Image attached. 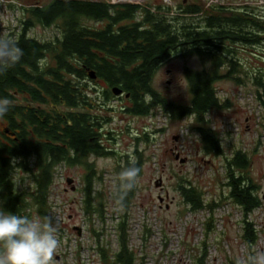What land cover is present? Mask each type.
Wrapping results in <instances>:
<instances>
[{"label": "trees", "instance_id": "1", "mask_svg": "<svg viewBox=\"0 0 264 264\" xmlns=\"http://www.w3.org/2000/svg\"><path fill=\"white\" fill-rule=\"evenodd\" d=\"M205 7L206 5L199 1L185 5L184 0L178 5V12H175L174 7L162 5H150L148 9L139 6V9H142L139 16L143 27L140 28V24L139 28L135 24L129 25L121 30L118 37H114L110 36V30L92 32L83 26L87 20L95 23L108 18L111 11L110 6L105 2L70 4L58 2L42 17L47 23L46 27H49L55 19L62 21L61 39L39 42L29 38L23 27L13 41L21 47L24 56L19 64L4 76H0V97L12 100L13 93L16 92L23 99L21 106H12L5 116L12 125L14 118L21 120L24 125L26 119L24 104L30 103L29 113L34 136L46 137L49 141L47 144H42L44 153L38 158L39 169L33 171L31 177L32 185L35 186L31 194L32 204L42 210L43 216L45 209L47 211L50 208L48 196L59 166L72 167L81 163L83 155L88 151L110 155L99 147L98 140H92L96 134H92L84 122L82 123L84 129L77 133L73 107L76 105L75 88L78 73L81 79H87L90 72H95L97 77L95 80L107 85L103 92L105 98L111 95L110 91L115 87L129 94L135 115L144 117L158 108H163L166 114L172 115L171 118L176 120L194 117V128L201 136L205 152L218 157L223 155L221 135L212 131L205 116L211 110L229 108L228 101L222 102L219 98L216 85L222 81L243 84L244 61L241 62L242 59L239 58L234 46L227 43L235 38L232 29L233 18L220 12L218 6L210 9ZM137 8L132 5L118 6L114 8L116 10L114 14L118 19L124 16L136 19ZM254 24L257 28L254 46H258L264 43L261 35V31H264V20L256 16ZM175 55H182L185 58L196 57L203 63L202 70L195 71L189 68L185 70V78L191 93V102L188 106L168 102L154 88L157 73L164 63ZM77 65L81 68L79 71ZM262 70L264 76V68ZM89 79L92 80L90 77ZM262 103L264 110V101ZM84 116L86 115L81 116V121H84ZM261 126L264 129V121L261 122ZM23 136L24 134L20 136L22 145L12 143L14 150L0 143V186L9 185L6 179L11 168L10 158L25 150ZM144 140H147L146 137ZM147 159L143 152L139 165H136L142 169ZM251 162L242 151L232 159L226 158L228 174L231 170L230 180L221 183L229 193L227 196L223 195L218 202L206 203L200 188L192 181L180 177L176 185L184 202V210L180 215L186 212L210 211L211 216L205 221L209 232L215 222L212 213L217 208L225 206L228 201H232L238 205L244 215L241 239L248 245L254 246L258 242L259 233L254 223L248 220V216L262 205V201L258 195L260 189L258 184L248 181L247 169L250 168ZM128 165L129 163L116 166L114 174L118 185V173L121 168ZM88 170L83 177L84 210L86 213L96 212L102 222L106 223L108 216L103 191L96 193L99 202L96 207L93 206L94 183L95 180L102 182L104 172H99L92 165ZM236 170L240 171L238 179L233 175ZM137 188L136 186L127 197L126 207L123 208L124 219L115 218V228L119 225L118 248L114 250L111 246L106 247L103 244H99L96 248L102 264H136L137 262L145 264V257L138 256L136 250L131 249L128 234V218ZM8 208L15 210L17 200L11 199ZM94 234L99 238L101 236L96 231ZM147 234H151V230L145 227L144 239ZM204 258H200L199 261L202 263ZM228 264H240V261L236 258L229 259Z\"/></svg>", "mask_w": 264, "mask_h": 264}, {"label": "rangeland", "instance_id": "2", "mask_svg": "<svg viewBox=\"0 0 264 264\" xmlns=\"http://www.w3.org/2000/svg\"><path fill=\"white\" fill-rule=\"evenodd\" d=\"M135 1L146 6H150L151 2ZM158 1L157 5L174 7L175 12H178L177 7L183 2ZM197 1L206 5V9L220 4L234 6L236 3L235 0H186L185 5L195 4ZM246 1L253 5L256 14L264 19V0ZM91 24L94 25V22ZM31 34L50 40L56 36L57 31L36 30ZM261 34L263 35V32ZM237 54L240 59L243 55V84L234 81L218 83V96L222 102L228 101L229 108L225 109L226 111H218L217 117L215 112L205 116V119L211 120L209 127L221 135L225 152L223 157L205 152L201 136L194 128V117L176 120L171 118L172 115L166 114L163 108H158L151 113L153 115L139 117V120L136 119L133 123L134 128L139 129L140 136L150 133L149 139L152 140L149 147L145 142L140 144V149H143L148 159L143 164L142 176L136 185L138 190L128 218L129 243H132L135 249L139 247V255L145 257V264H228L229 259L236 258L241 262L249 255L264 251V129L261 126L264 121V43L251 47L250 51ZM186 68L202 70L203 63L196 57L175 55L167 60L157 73L154 88L168 102L182 106L190 105L191 93L185 78ZM95 100L96 105L101 101L97 94ZM106 108L96 107L95 113L113 117L112 126L121 125L120 118H117L121 115L118 108ZM251 143L254 149L251 169L255 183L260 188L258 195L262 201V205L248 216V220L254 223L259 233L258 242L254 246L241 239L244 215L232 201L212 213L215 218L214 227L208 232L205 221L211 216L210 211L186 212L181 216L184 207L176 192L179 178L183 177L200 188L206 203L220 201L223 195L227 196L229 193L228 189H223L222 183L227 182L226 158L232 157L230 145L248 150ZM116 146L122 151L129 147L127 150L130 153L134 147L133 144L126 146L124 142ZM175 147L182 158L188 159L184 166L171 154V148ZM116 164L115 160L104 159L97 161L96 165L98 171H103L104 174L102 182L95 180L93 206L96 207L99 202L96 193L103 191L108 216L106 223L102 222L96 212L86 213L84 210L83 171L75 166L62 165L57 168L48 196L50 208L44 211V215L52 214L59 221L60 244L55 254L57 264H102L96 250L98 245L117 248L119 225L115 228V218L124 219L125 211L118 209L114 200L118 188L114 174ZM68 179L73 180L71 185H68ZM24 184L27 188L31 187V190L35 188L29 180H25ZM158 184L160 185L157 186ZM161 187L164 190L161 191ZM160 195L164 198L163 202L159 199ZM41 211L39 207L31 204L28 212L30 216H43ZM145 227L151 230V234H147L144 239ZM95 231L101 234L100 238L94 234ZM200 258H204L202 263Z\"/></svg>", "mask_w": 264, "mask_h": 264}, {"label": "flooded vegetation", "instance_id": "3", "mask_svg": "<svg viewBox=\"0 0 264 264\" xmlns=\"http://www.w3.org/2000/svg\"><path fill=\"white\" fill-rule=\"evenodd\" d=\"M150 5L157 6L158 0H150ZM12 4L9 7L11 13L15 16L14 23H11L9 19H5L0 21V34L5 36L6 38H11L15 40L21 31L24 29L27 31V36L29 38H34L39 42H45L46 40L36 37L32 35L31 32L36 30H41L42 32L56 30L57 34L51 40L57 41V39L62 38V31L63 25L61 20H54L50 23L49 27H46V21L44 17H42L45 13L50 11L52 7L60 2L63 4H70V3H77V2H105L107 5L110 6L111 14L108 16L107 19L99 22H95L94 25L91 24V21L87 20L83 23L84 28H88L90 31L94 32L95 30L100 31H108L110 30V36L118 37L121 33V30L127 28L129 25H137L139 28V24L141 18L139 13L141 12V8H149L147 5H143L135 0H115L114 3H110L107 0H11ZM235 5H228L225 6L220 4V12H223L227 15V17H232V29L235 33V38L233 40L227 41L228 45L234 46L237 52H247L251 50V47H254L255 35L257 28L254 24V18L257 16L260 20H264L262 16L256 14V9L253 5H251L246 0H235ZM124 5H132L137 6V14L136 19L134 18H126L121 17L120 19L114 14L116 11L114 8L118 6ZM210 8V7H208ZM38 18H36V17ZM226 18V17H225ZM78 19V16L76 17ZM42 22L44 24H42ZM229 24V23H227ZM44 25V26H43ZM140 28H142V24H140ZM263 32V41H264V31ZM242 35V36H241ZM230 42V43H229ZM243 58V55L241 59ZM242 61H244L242 59ZM81 68L77 65V71ZM77 82L75 88V101L76 105L73 107V113L75 117V126L77 129V133L81 129H84L82 124L83 122L90 129L92 134H96L93 139L98 140V144L100 148L105 149L109 156L96 154L94 152H87L84 157L82 158L81 163H77L75 167L80 168L84 175L87 174L89 171L88 168L90 165L94 166L97 169V161L99 160H115L117 165H124L126 163H135L139 165V159L141 154L144 152L143 149H140V144L145 142L148 147L150 146L152 140L149 139L150 133L145 134V136L139 135V129H135L133 123L137 119L139 120L138 115L133 113L134 105L129 101V94L123 91L122 95H115L113 90L110 91L111 95L108 98L103 97V92L107 88L105 83L90 80L89 76L87 79H81L80 73L76 74ZM98 95L99 99L101 100L98 104V108L100 109H117L120 112V123L121 125L112 126L113 117L111 116H102L95 113L96 109V100L95 96ZM12 106L22 105L23 99L21 95L18 93H13ZM119 106V107H118ZM24 107L25 110V121L24 125L22 121L19 119H13V125L6 119V117L0 118V143L3 145H7L8 148L13 149V144L22 145L20 140V136L24 134L25 137L23 144L25 145V150L20 153H16L12 156L11 159V168L9 169V173L7 174L6 182L9 183L7 186H0V199L4 201V207L7 211L15 212L17 214H27L30 215L28 212L31 208L32 199L31 194L32 190L31 187L27 188L24 184L25 180H29L32 182V172L37 171L39 169L38 158L39 155L44 153L43 148L41 147L42 144L49 143L48 139L42 137L34 136V129L31 126L30 121V103H25ZM41 108V106H39ZM230 110V109H228ZM218 111H226V110H219L214 109L211 110L206 115L210 114L211 112H215V116H218ZM84 116V121H81V116ZM98 117V119H96ZM206 122H211L210 119H206ZM44 123V122H43ZM124 124V126H122ZM212 131L215 132V129L212 128ZM218 133V132H217ZM146 137V141L144 138ZM221 137V136H220ZM225 138V137H224ZM228 139V138H227ZM91 140V141H92ZM132 140V141H131ZM124 142L126 146L134 145L132 148V152L130 153L127 149L124 151L119 150L116 145ZM222 143V138H221ZM208 144V143H207ZM209 145V144H208ZM232 147L231 151V159L236 155L239 154V151H242V154L247 155L248 159H251L250 168L247 169L249 173L248 181H252L255 183L254 175L252 174L251 166L253 164L252 156L254 155V149L252 147V143L249 145L250 149L246 148H238L236 145L231 144ZM223 148V147H222ZM79 150V149H78ZM171 154L177 161L184 160L182 166L187 163L186 158H182L180 153L176 152V147L171 148ZM79 153V152H78ZM223 155H225L224 148H223ZM220 156L219 158L223 157ZM228 159V158H227ZM231 172V170H230ZM230 172H226L227 182H229ZM235 175V179L239 178V171L233 174ZM162 181V179H160ZM189 181V180H188ZM191 182V181H190ZM22 183V184H21ZM4 185V184H3ZM226 187H223L225 190ZM227 189V188H226ZM160 190H164L163 187ZM176 192H178L179 196L181 197V204H183V197L179 190L176 188ZM264 197V196H263ZM11 199L17 200V208L9 210L7 207L9 206V202ZM159 199L164 201V198L160 195ZM168 199V195L167 198ZM175 199V198H174ZM176 202V201H175ZM180 202V201H179ZM174 203V200H173ZM179 204V203H178ZM180 205V204H179ZM181 206V205H180ZM169 207V206H168Z\"/></svg>", "mask_w": 264, "mask_h": 264}, {"label": "clouds", "instance_id": "4", "mask_svg": "<svg viewBox=\"0 0 264 264\" xmlns=\"http://www.w3.org/2000/svg\"><path fill=\"white\" fill-rule=\"evenodd\" d=\"M24 52L13 39L0 34V76L19 64ZM12 101L0 97V118L5 117ZM141 167L135 163L121 168L115 204L126 207V200L140 179ZM58 219L52 214L30 216L7 211L0 199V264H57L59 247ZM240 264H264V251L249 255Z\"/></svg>", "mask_w": 264, "mask_h": 264}, {"label": "built area", "instance_id": "5", "mask_svg": "<svg viewBox=\"0 0 264 264\" xmlns=\"http://www.w3.org/2000/svg\"><path fill=\"white\" fill-rule=\"evenodd\" d=\"M111 2L114 3L115 0H111ZM10 4H12L11 0H0V16H1V18L9 19L12 23H14V17L15 16L9 12V5ZM130 247H131V249H135L134 245L132 243H130ZM116 249H114V250H116ZM135 250L139 256V247L136 248ZM136 264H138V263H136ZM146 264H150V263H146Z\"/></svg>", "mask_w": 264, "mask_h": 264}, {"label": "water", "instance_id": "6", "mask_svg": "<svg viewBox=\"0 0 264 264\" xmlns=\"http://www.w3.org/2000/svg\"><path fill=\"white\" fill-rule=\"evenodd\" d=\"M185 1H186V0H184V2H185ZM89 77H90L92 80H95V79L97 78L96 75H95V72H90ZM113 93H114L115 95H122V94H123V90L120 89V88H118V87H115V88H113ZM64 118H65V116H64ZM181 163H184V160H181ZM72 182H73L72 179H68V180H67L68 185H71ZM159 185H160V184H158L157 186H159ZM160 201L163 202L162 199H160Z\"/></svg>", "mask_w": 264, "mask_h": 264}]
</instances>
